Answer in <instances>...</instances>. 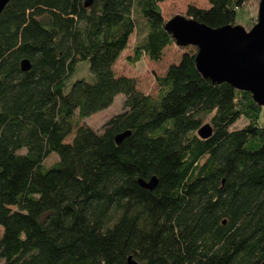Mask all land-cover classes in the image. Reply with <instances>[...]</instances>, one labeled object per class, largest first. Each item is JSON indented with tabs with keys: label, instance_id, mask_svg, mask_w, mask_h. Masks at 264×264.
Here are the masks:
<instances>
[{
	"label": "trees",
	"instance_id": "1",
	"mask_svg": "<svg viewBox=\"0 0 264 264\" xmlns=\"http://www.w3.org/2000/svg\"><path fill=\"white\" fill-rule=\"evenodd\" d=\"M166 1L10 0L0 12V264L264 263V107L204 78L194 46L154 76L156 96L117 73L125 53L131 67L159 63L176 44ZM246 1L184 16L235 25ZM81 62L92 80L71 82ZM118 94L121 112L86 125ZM153 177V190L139 184Z\"/></svg>",
	"mask_w": 264,
	"mask_h": 264
},
{
	"label": "water",
	"instance_id": "2",
	"mask_svg": "<svg viewBox=\"0 0 264 264\" xmlns=\"http://www.w3.org/2000/svg\"><path fill=\"white\" fill-rule=\"evenodd\" d=\"M9 2L0 0V12ZM92 2L85 0L84 5L89 7ZM165 30L178 47L197 48L196 67L204 78L249 92L258 106L264 107V0L259 3L257 23L250 31L240 25L213 29L184 15H176L166 21ZM22 69H30L29 61H22ZM211 134L209 123L198 130V135L203 139ZM127 135L129 133L118 135L116 143L120 144ZM139 184L153 190L157 179L153 177L149 182L139 180ZM128 262L136 264L131 258Z\"/></svg>",
	"mask_w": 264,
	"mask_h": 264
},
{
	"label": "rangeland",
	"instance_id": "3",
	"mask_svg": "<svg viewBox=\"0 0 264 264\" xmlns=\"http://www.w3.org/2000/svg\"><path fill=\"white\" fill-rule=\"evenodd\" d=\"M260 1L261 0H247L244 7L238 11L235 25L243 26L245 30L250 31L257 23ZM188 4H193L197 7H208V0H168L166 2H162L160 6L164 19L169 21L176 15H186ZM190 48H192V46L181 48L174 44L166 49L164 58L161 62L154 63L145 58L139 61L134 67L129 66L125 60L126 56L131 53L128 52L122 56L116 65V70L119 75L126 74L136 77L138 80V88L142 92L156 96L158 88L154 76L163 75L170 64L178 62L182 53ZM79 78L89 81L92 80V75L89 71V65L87 62L79 63L78 69L71 77V82ZM70 84L67 89H69ZM124 98L125 97L123 94H118L110 107L91 115L90 117L86 118L84 122L86 125L96 130H101L102 125L110 117L123 110ZM244 124H246V121L244 119H240L234 126L239 128ZM58 160L59 158L57 153H52L44 160V169L53 167Z\"/></svg>",
	"mask_w": 264,
	"mask_h": 264
}]
</instances>
